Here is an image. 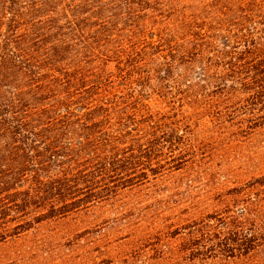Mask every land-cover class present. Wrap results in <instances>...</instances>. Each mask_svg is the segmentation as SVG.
Here are the masks:
<instances>
[{
    "label": "trees",
    "instance_id": "16d2710c",
    "mask_svg": "<svg viewBox=\"0 0 264 264\" xmlns=\"http://www.w3.org/2000/svg\"><path fill=\"white\" fill-rule=\"evenodd\" d=\"M200 124L264 129V0H0V245L101 210L79 264H264V174L195 189Z\"/></svg>",
    "mask_w": 264,
    "mask_h": 264
},
{
    "label": "rangeland",
    "instance_id": "374dc122",
    "mask_svg": "<svg viewBox=\"0 0 264 264\" xmlns=\"http://www.w3.org/2000/svg\"><path fill=\"white\" fill-rule=\"evenodd\" d=\"M197 131L204 150L197 156L200 169H196L203 175L192 183L195 189L207 191L264 174V129L246 137H234L202 124ZM189 172L181 174L188 178ZM100 214L101 210H96L93 217L42 223L1 244L0 264H79L89 260L86 255L90 252L102 256L101 248L112 238L113 231L109 227H91L89 233L81 230Z\"/></svg>",
    "mask_w": 264,
    "mask_h": 264
}]
</instances>
